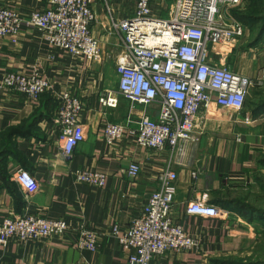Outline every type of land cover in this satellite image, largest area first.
Wrapping results in <instances>:
<instances>
[{
	"label": "crops",
	"instance_id": "0c3cea01",
	"mask_svg": "<svg viewBox=\"0 0 264 264\" xmlns=\"http://www.w3.org/2000/svg\"><path fill=\"white\" fill-rule=\"evenodd\" d=\"M249 5V0H241L240 12ZM0 7L27 16L47 5L46 0H0ZM134 9V0L93 4L97 22L91 31L99 42L98 62L72 58L27 29L0 38V222L8 216L38 215L61 218L68 226L64 234L45 241L22 244L11 239L0 246V264H128L132 252L119 238L158 189L156 177L168 162L167 150L140 148L127 132L112 145L102 137L104 124L121 123L130 113L122 98L114 108L102 106L99 99L105 92H116L118 84L114 56L121 43L109 22L128 17ZM244 27V36L231 46L211 49L208 63L264 80V38L254 43V33ZM246 50L261 53L249 60ZM9 73L37 74L50 89L29 100L1 86ZM65 92L83 104L80 121L85 130L84 140L69 157L62 153L55 123L57 97ZM132 113L138 116L141 109ZM198 131L184 165L173 166L177 179L171 198L174 217L197 246L149 264H264V85L248 91L242 110L218 109L205 115L203 130ZM132 164L140 167L135 179L127 174ZM77 170L104 175V186L77 183ZM17 172L35 181L36 192L25 193ZM195 202L217 207L222 215H187L185 210ZM80 226L97 232L96 251L77 246Z\"/></svg>",
	"mask_w": 264,
	"mask_h": 264
},
{
	"label": "built area",
	"instance_id": "2783aa9c",
	"mask_svg": "<svg viewBox=\"0 0 264 264\" xmlns=\"http://www.w3.org/2000/svg\"><path fill=\"white\" fill-rule=\"evenodd\" d=\"M96 1L46 0L47 8L35 9L27 16L0 7V38L27 29L72 58L98 62L99 42L91 31L97 22L93 10ZM134 4L131 15L109 22L110 31L121 43L114 56L118 84L116 92H105L99 102L114 108L117 99L122 98L130 106L123 122L102 126V137L108 145L127 132L140 148L167 150L168 162L156 177L158 189L149 195L141 215L119 238L132 252L128 264H149L156 257L197 246L174 217L171 198L177 179L173 166L184 165L190 146L198 141V130H203V117L218 109L242 110L248 91L254 86L262 87L264 80L261 75L255 79L239 75L225 64L208 63L211 49L222 51L244 36L246 28L228 14L239 7L241 0H134ZM1 86L29 100L38 99L50 89V83L37 74L24 77L9 73ZM138 108L141 114L134 116L132 112ZM82 111L83 104L71 94L65 92L57 97L55 123L66 157L84 140ZM139 171V165L132 164L127 174L135 179ZM73 176L77 183L93 188H102L105 183V176L95 172L77 170ZM16 178L27 195L36 192L32 178L23 172H17ZM185 213L222 215L219 208L200 202L191 204ZM67 229L61 218L8 216L0 222V246H6L11 239L22 244L45 241ZM77 235L80 249L96 251L97 232L80 226Z\"/></svg>",
	"mask_w": 264,
	"mask_h": 264
},
{
	"label": "trees",
	"instance_id": "16d2710c",
	"mask_svg": "<svg viewBox=\"0 0 264 264\" xmlns=\"http://www.w3.org/2000/svg\"><path fill=\"white\" fill-rule=\"evenodd\" d=\"M250 5L244 12L237 14L235 19L242 23L244 26L249 27V29L256 35L254 43L260 42L264 38V25L257 26L255 23H259L260 14L263 11L264 0H249Z\"/></svg>",
	"mask_w": 264,
	"mask_h": 264
},
{
	"label": "rangeland",
	"instance_id": "374dc122",
	"mask_svg": "<svg viewBox=\"0 0 264 264\" xmlns=\"http://www.w3.org/2000/svg\"><path fill=\"white\" fill-rule=\"evenodd\" d=\"M240 9H241V4L239 5V7L237 9H233L232 13L228 12V14L235 19L237 14L240 13ZM262 10L263 11L260 14V20L261 21H259V23L258 22L255 23V24H257L258 27L261 26V25H264V5H263V9ZM255 35H256V33L254 35H251V36H253V38H255ZM258 52H259V54L261 53L260 51H257V50L256 51H252V50L251 51H247L246 50L245 53H244L246 55H244V56L247 57L249 60H251L253 57H254V59H256V58H258V56H257ZM262 64H263V61H262ZM262 70H263V68L260 69V71H262ZM258 71H259V69H258Z\"/></svg>",
	"mask_w": 264,
	"mask_h": 264
}]
</instances>
